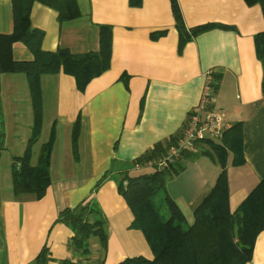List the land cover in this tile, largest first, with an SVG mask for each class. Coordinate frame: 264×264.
I'll use <instances>...</instances> for the list:
<instances>
[{
	"label": "crops",
	"instance_id": "1",
	"mask_svg": "<svg viewBox=\"0 0 264 264\" xmlns=\"http://www.w3.org/2000/svg\"><path fill=\"white\" fill-rule=\"evenodd\" d=\"M186 28L219 24L190 38L181 49L170 0H75L79 18L61 24L52 8L33 2L30 22L43 31V51L67 48L73 53L98 49L100 25L111 27L109 68L93 78L83 91L73 76L59 72L40 77L41 131L32 147L31 165L54 129L49 156V179L40 199L12 193L11 165L21 156L31 135L33 107L23 74H1L0 100L3 148L0 149V264H35L45 247L49 258L71 257L67 242L71 230L56 222L65 208L91 201L106 221V244L90 239L92 253L85 264H117L153 253L140 230L131 228L133 214L118 184L123 175L143 174L132 161L155 144L182 129L188 112L199 102L205 73L213 71L217 88L213 109L225 116L226 131L241 122L243 163L226 158L228 206L234 212L264 177V97L262 65L254 37L264 30L259 5L244 0H176ZM13 29L10 0H0V34ZM14 60H30L21 43L12 45ZM78 122L75 150L72 130ZM206 138L196 152H186L174 164L165 193L193 222V207L209 192L220 165ZM144 172V171H143ZM151 172V171H150ZM264 264V229L254 241L250 262Z\"/></svg>",
	"mask_w": 264,
	"mask_h": 264
},
{
	"label": "trees",
	"instance_id": "2",
	"mask_svg": "<svg viewBox=\"0 0 264 264\" xmlns=\"http://www.w3.org/2000/svg\"><path fill=\"white\" fill-rule=\"evenodd\" d=\"M13 29L9 34H0V76L1 74H23L27 77L33 123L31 136L21 156L13 157L11 165L12 193L15 197L31 195L34 199L44 196L49 179V156L54 140L51 128L48 140L41 145L37 162L31 165L32 147L37 141L42 124L40 77L59 72L71 75L77 89L83 91L95 77L109 68L111 51V27L100 25L98 49L93 52L73 53L59 47L55 51L41 48L43 31L34 28L30 22L33 2H40L57 13L59 24L79 18L75 0H10ZM247 5H259L264 18V0H244ZM138 4L140 0H133ZM175 27L178 32V47L203 32L213 28H229L219 24H203L186 28L176 0H170ZM23 44L32 54V59L17 61L12 57V45ZM256 56L262 65V95L264 97V30L254 37ZM214 89L217 88L215 76ZM0 100V120H1ZM241 122H236L223 132L219 145H212L220 172L209 192L193 207V222L183 228L185 217L165 193L164 180L176 172L174 164L164 171L153 170L136 176L123 175L118 184L119 193L125 199L133 214L130 227L140 230L152 253L151 259L132 257L117 264H247L250 262L253 244L257 234L264 229V177L249 192L234 212L228 206V180L225 169L228 152L232 164L243 163ZM179 133L163 143L155 144L143 155L132 161L144 166L158 159L173 144ZM3 131L0 126V149L3 148ZM78 136V122L72 130V148L75 150ZM135 167V166H134ZM163 190L164 204L169 210L164 218L154 195ZM56 222L65 224L72 232L67 242L71 257L56 264H85L81 259L90 256V239L99 242V251L105 250L106 221L100 209L91 201L81 202L73 208L62 210ZM47 249L43 247L34 260L35 264H52ZM98 264H103L99 261Z\"/></svg>",
	"mask_w": 264,
	"mask_h": 264
},
{
	"label": "built area",
	"instance_id": "3",
	"mask_svg": "<svg viewBox=\"0 0 264 264\" xmlns=\"http://www.w3.org/2000/svg\"><path fill=\"white\" fill-rule=\"evenodd\" d=\"M214 83L213 71L208 70L205 73L199 102L188 112L176 141L167 148L164 155L147 162L144 166L164 171L175 164L184 153L196 152L200 141L206 138L220 139L222 137L225 114L213 109ZM134 166L143 167L138 164Z\"/></svg>",
	"mask_w": 264,
	"mask_h": 264
},
{
	"label": "rangeland",
	"instance_id": "4",
	"mask_svg": "<svg viewBox=\"0 0 264 264\" xmlns=\"http://www.w3.org/2000/svg\"><path fill=\"white\" fill-rule=\"evenodd\" d=\"M32 128V127H31ZM31 136V135H30ZM30 136H29V138H30ZM29 138H28V140H27V143H28V141H29ZM27 143H26V145H27ZM154 170V168L153 167H147V168H144L143 170H142V173H149L150 171H153ZM144 171V172H143ZM166 183H168V177H166L165 178V180H164V188L166 189ZM154 201H155V203L159 206V209H160V213H161V215L166 219V218H168V216H169V210H168V208L166 207V205L164 204V191L163 190H161V191H159V192H157L155 195H154ZM185 226H186V223H183V228H185ZM93 245H91V243H90V247H91V249H93V247H92Z\"/></svg>",
	"mask_w": 264,
	"mask_h": 264
}]
</instances>
